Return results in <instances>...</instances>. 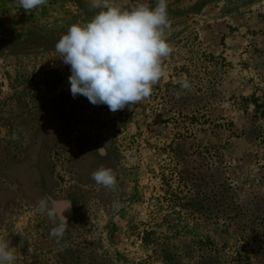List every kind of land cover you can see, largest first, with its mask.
<instances>
[{"label":"rangeland","instance_id":"obj_1","mask_svg":"<svg viewBox=\"0 0 264 264\" xmlns=\"http://www.w3.org/2000/svg\"><path fill=\"white\" fill-rule=\"evenodd\" d=\"M89 5L47 0L26 13L0 0V238L15 248V264H201L203 245L233 264L235 223L227 231L187 202L194 189L197 203L208 193L217 207L226 183L234 204L264 217V145L240 136L251 129L242 100L264 91V0H167L165 74L149 98L115 113L72 97L70 66L55 51L72 24L98 11ZM184 79L190 90H180ZM42 143L54 198L75 205L59 242L36 211L44 197L26 191ZM101 166L115 173V190L89 179Z\"/></svg>","mask_w":264,"mask_h":264},{"label":"clouds","instance_id":"obj_2","mask_svg":"<svg viewBox=\"0 0 264 264\" xmlns=\"http://www.w3.org/2000/svg\"><path fill=\"white\" fill-rule=\"evenodd\" d=\"M26 13L47 4V0H16ZM98 11L86 23L72 24L55 44V51L70 66L68 82L73 98L82 95L93 105H107L115 113L149 98L165 74L163 60L173 51L165 32L170 27L167 0H155L153 7L140 2L125 9L117 0H90ZM191 89L187 79L180 90ZM179 92L177 97L179 98ZM105 154L104 147L98 149ZM97 185L115 190L117 178L110 168L99 167L92 174ZM69 201L45 197L36 211L53 221L50 235L59 242L68 226L65 211ZM0 238V264H15V248Z\"/></svg>","mask_w":264,"mask_h":264},{"label":"trees","instance_id":"obj_3","mask_svg":"<svg viewBox=\"0 0 264 264\" xmlns=\"http://www.w3.org/2000/svg\"><path fill=\"white\" fill-rule=\"evenodd\" d=\"M210 99H212L211 95L208 96V101ZM241 107L248 115L251 129L243 132L240 136L245 135L249 141L260 142L264 145V131L261 126V122L264 120V91L256 90L253 96L248 99H243ZM50 128H52V125ZM53 128H56L57 137L59 136L64 144L67 135L64 122L57 121ZM53 128L51 130H53ZM57 128L59 133L57 132ZM247 132H249V135ZM210 133L216 135L215 132ZM43 144L44 143L38 148L35 160L31 161L26 169L28 175L26 191L32 197L40 195L44 198L47 196L56 200L51 187V174L42 163L45 150ZM214 149L216 148H208L205 154H207L209 158H214L212 152ZM216 152L215 150V153ZM262 170H264V166H262ZM230 187H228L226 183L218 187V193L217 196H215L217 207L213 206L215 205L214 202H209L210 194L208 193L204 196L202 204L201 202L197 203L198 196L194 194L195 191L193 189L190 194L192 200L187 202V207L189 210L191 209L190 211L193 213L202 210V215L204 217H214L216 222L222 221V227H225L227 231L230 227H234L235 223V234H237L239 250L235 253V257L232 261L233 264H264V217L260 216L258 212L247 210L244 206L236 203V201L234 204L233 200L231 201L233 198H229ZM69 200L71 207L64 213V215L68 217V221L70 219L72 220L75 213L73 199L56 200L61 202ZM233 213H235L234 217ZM203 246L205 249V257L201 259V264H220L218 261V251L210 245Z\"/></svg>","mask_w":264,"mask_h":264},{"label":"flooded vegetation","instance_id":"obj_4","mask_svg":"<svg viewBox=\"0 0 264 264\" xmlns=\"http://www.w3.org/2000/svg\"><path fill=\"white\" fill-rule=\"evenodd\" d=\"M88 171H90L91 172V168L88 170ZM90 172H87L88 174H90ZM85 174H86V172H85ZM91 177H92V175L90 176L89 175V179H91ZM84 178H87L86 176H84ZM88 179V178H87Z\"/></svg>","mask_w":264,"mask_h":264},{"label":"water","instance_id":"obj_5","mask_svg":"<svg viewBox=\"0 0 264 264\" xmlns=\"http://www.w3.org/2000/svg\"><path fill=\"white\" fill-rule=\"evenodd\" d=\"M66 216V215H65ZM67 217V216H66ZM68 218V217H67Z\"/></svg>","mask_w":264,"mask_h":264}]
</instances>
